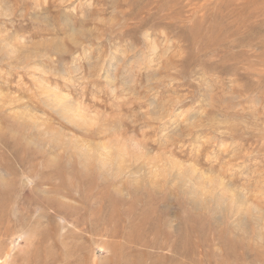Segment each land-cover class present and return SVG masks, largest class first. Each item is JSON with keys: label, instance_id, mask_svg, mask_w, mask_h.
Returning a JSON list of instances; mask_svg holds the SVG:
<instances>
[{"label": "rangeland", "instance_id": "1", "mask_svg": "<svg viewBox=\"0 0 264 264\" xmlns=\"http://www.w3.org/2000/svg\"><path fill=\"white\" fill-rule=\"evenodd\" d=\"M0 264H264V0H0Z\"/></svg>", "mask_w": 264, "mask_h": 264}]
</instances>
